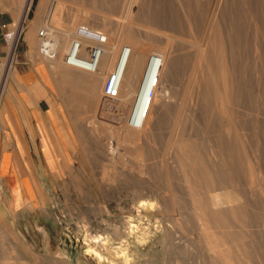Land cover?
<instances>
[{
    "label": "rangeland",
    "instance_id": "374dc122",
    "mask_svg": "<svg viewBox=\"0 0 264 264\" xmlns=\"http://www.w3.org/2000/svg\"><path fill=\"white\" fill-rule=\"evenodd\" d=\"M68 1L73 3L68 4ZM108 1L32 0L26 20L23 22L20 17L17 23L20 33L13 55L10 54L11 44L3 37L7 59L3 57L0 64L1 86L10 66L9 61L12 69L17 70L15 72L20 81L27 80L21 74L32 70L33 64L37 63L44 64L49 75L43 73V66L40 65L43 79L37 80L34 86L22 82L23 87H20L14 79L8 84L9 101L5 95L1 102L18 115L14 122L19 136L23 134L27 137L26 129L30 124H39L40 130V138L35 132L34 141L11 143L10 139L6 143L3 134L0 136V151L12 159L10 172L3 175L0 183V197L13 203L3 206L0 229L2 264H264V228L261 224L259 233L253 232V237H245L243 244L228 239L230 242L224 245L227 240L213 235L211 247L202 239L198 228L201 221L192 210L197 208L210 218L215 212L251 201L256 203L254 206L258 211L264 212L256 191L258 188L234 177L231 171L225 175L218 173L208 185H197L190 180V174H185L178 167L174 149L178 135L173 128L180 107L179 98L192 74L199 79L203 77L202 67L196 60L194 42L212 41L213 33L220 27L226 31L225 28L230 25L224 23L230 20L231 15L246 16L247 4L243 0H135L128 13L126 0ZM107 5L110 8H106ZM158 13L162 16L168 13L177 22L174 25L165 24ZM126 18L127 22H124ZM11 23L8 31L13 36L17 27L13 28ZM45 24L58 30L72 31V40L78 37V27L84 26L90 32L101 33L104 36L102 45L108 46L115 45L119 33L121 35L122 31L129 30L141 39L157 44L164 42L162 38L152 39L150 33L138 25L175 33L181 39L175 40L171 48V64L166 76L169 91L178 87L180 93L174 94L179 97L178 100L175 97L163 102L157 99L140 138L126 139L118 127L125 121L132 123L131 108L121 113V121L108 113L103 114V104L78 86L62 81L54 64L43 60L38 48L36 58L30 56L26 31L34 29L39 35ZM248 25L251 28L246 45L249 56L246 57L254 65L252 73L254 69L258 70L255 74L262 79L264 51L251 32L255 30L254 26L248 23L247 30ZM84 39L94 44L90 38ZM125 44H119V49ZM59 47L62 48V44ZM9 54L13 56V61ZM57 57L59 54H56ZM242 58L239 56V59L245 60ZM182 63L185 64L182 66ZM263 105L264 95H261L258 106L264 110ZM38 106L42 112L33 119L30 113ZM192 111L186 107L183 115L191 119L195 110ZM197 111L201 115L200 110ZM258 125L264 139V121ZM186 129L190 132L186 131L187 134L198 137L203 156L207 157L211 152L221 153V147L214 145L213 138L210 140L206 135L192 131L190 124ZM48 134L52 135V146L47 139ZM44 150L53 164L51 167ZM28 154L30 161L27 160ZM46 164L53 172H48ZM211 210H214L212 214ZM89 247L102 254L101 262L87 253Z\"/></svg>",
    "mask_w": 264,
    "mask_h": 264
},
{
    "label": "bare ground",
    "instance_id": "6f19581e",
    "mask_svg": "<svg viewBox=\"0 0 264 264\" xmlns=\"http://www.w3.org/2000/svg\"><path fill=\"white\" fill-rule=\"evenodd\" d=\"M99 1L101 3V0ZM134 1L135 0H126V11L128 13L134 4ZM243 1L247 4L246 10L244 11V14H246V16L240 14L235 16L231 15L230 20L224 23L225 25L227 23L230 25L229 28H225L226 31L220 27L216 29L215 34L213 33L214 37L212 41H207V43H205L204 40L194 42L197 51L196 60L202 67L200 68L203 70V77L199 79L197 78L198 76L195 77V75L192 74L190 76L188 84L186 85V88L183 90L181 97H178L180 99V107L178 108L179 110L173 128L178 135V138L176 137L177 139L174 144V149L176 150L178 167L185 174H190V180L195 181L197 185H208V183L213 181L214 177L218 175V173L225 175L228 171H231V174L234 175V177H237L240 180L247 181V183L250 182V184L255 185L258 188L256 191L258 192V196L261 198V206L262 210L264 211V139L262 133L259 132L260 129H258V123L264 121V110L263 108L260 109L258 106L260 102V96L264 95V87H262V89L260 88V85L264 86V77L261 79L259 75L255 74L256 72H258V70L256 71L254 69L255 72L252 73L254 65H251L250 61L252 60L249 57H246V55H248L249 53L246 51V45L248 43L249 31L251 28V26L248 25L247 30L246 27L248 23H252V26H254L255 30L251 32L258 40L257 43L260 44L261 50L263 49L264 51V0ZM31 2L32 0H25L24 2L22 0H11L12 6L20 8V17L23 22L26 20V15L31 6ZM72 3V1H68V4ZM90 5L92 6L91 3ZM107 7L110 8L108 5L106 6V8ZM143 7L146 8L145 5ZM93 10L99 11L97 8H94ZM156 10L159 11L158 9ZM152 14H155V12ZM160 14V20L162 19L165 24L173 23L174 25L177 22V20L168 13L163 14V16ZM123 21L127 22V18ZM214 21V24H216V20ZM180 22L178 21V23ZM138 26L149 32L152 39L158 37L162 38L164 42L161 44H157L154 41H148L145 40V38L141 39L137 37L136 34H134L131 30H127L128 32L122 31L121 35L119 33V35L116 37L115 45H102V56L97 68L94 71H88L81 66H71L65 62V59L63 61L62 57L63 55H66L68 53L70 45L72 43V37L74 34L72 31L58 30L55 28H51L49 25L45 24V29H42L39 32V35H37L34 29L27 30L25 34V38L29 43L30 54L36 58L38 54V48L39 53L43 57V60L54 64V68L58 72L59 78L62 81L78 86L88 95L97 99L99 103L103 104V114L108 113V115L110 114L111 116L116 117L121 121L123 115L121 113H125L126 110L131 108L130 115L132 117H130L132 123H126L125 121L123 125L118 127L119 132L130 141L138 140L140 138L142 129H144L145 131L144 127L149 120L153 105L157 99H160L163 102V100L174 98L175 93H177V95L180 93L178 87L177 89L175 88L174 90H172L174 88L173 87L171 89L173 91V96H171V90L169 91L168 89L169 79L166 74L167 70L170 69L168 68V66L171 64V48L174 45V41L180 40L181 38L178 37L175 33L159 31L145 25ZM16 29L17 32L13 36H11V33L9 31L6 34L7 41L9 42V44H11V55L14 54V49L20 33L18 27ZM81 40L82 46L80 49V55L86 57L92 43L84 38H82ZM121 43H126L125 45L129 46L130 48L128 61L123 71L120 87L114 94L107 95L104 90V84L109 76V73L114 67L115 69L117 67V75L114 78L112 85L113 87L118 74L122 71L123 61L126 57V53L121 54V48L119 49V44ZM60 44H62V48L59 47ZM189 52L191 51L189 50ZM257 53L260 56V53ZM10 54L9 56L13 59V56H11ZM56 54H59V58H55ZM150 54L158 55L159 60L152 59L149 66L147 67V62ZM183 54H185V52ZM239 56L241 58L244 57L245 60L239 59ZM118 58L120 60H118ZM184 64L182 63V66ZM9 65L10 66L8 68L7 74L2 79L3 84L2 86L0 85V122L2 123L3 128V141L7 143L11 139L9 127L12 125L14 126L15 133L17 134L18 141L25 142L27 141V139L23 134L19 136L18 129L15 125L16 122H14V119L19 118L18 115L13 114V112L9 110V106L7 104L2 105L1 103L5 95L6 99L9 101L7 92L9 88L8 84L10 82L16 79L19 86V78L16 73L12 71L11 61H9ZM188 67L189 66H187V68ZM181 84H183V82H181ZM186 107H190V109H192L193 111L195 110L194 114L191 116V119L183 115ZM198 109L200 110L201 115H199L197 111ZM187 124H190L192 131H198L201 134L206 135V137L208 139L210 138V140H212L213 138L214 145L217 144L221 147V153L218 154V152H211V154H208L207 157L203 156V149L201 147L202 145H200L201 143L198 144V137L187 134V132H189L186 129ZM30 140L33 141L34 138L32 137ZM166 150L167 149H165V151ZM169 153L167 152V154ZM44 154L46 158H48V166L51 167L53 164L49 160V156L46 150H44ZM167 158L165 159V161L167 160ZM170 158H172V156ZM237 186L238 185H236V187ZM243 203L239 206H233L223 211L221 209H218L222 212H215L213 214L212 212L214 210H211L212 215L210 216V218H207L205 216L207 214L202 213L197 208L192 209L196 217L201 221L198 228L200 230V233L202 234V239L204 240V242H206V244L213 247V242L211 240L213 235H216L218 239L221 238L222 240H227V243L224 242V245L230 242L228 239H232L234 241H237V243L241 242V244H243V239L245 237H253V232L254 234L259 233L260 224L264 228V212H260V210H257V208L254 206L256 204L255 202L251 203V201H248L247 203ZM224 245L223 247H225ZM87 253L95 257L99 262L103 260L102 254L93 247H89ZM222 257L224 256L222 255Z\"/></svg>",
    "mask_w": 264,
    "mask_h": 264
},
{
    "label": "crops",
    "instance_id": "0c3cea01",
    "mask_svg": "<svg viewBox=\"0 0 264 264\" xmlns=\"http://www.w3.org/2000/svg\"><path fill=\"white\" fill-rule=\"evenodd\" d=\"M20 15H21L20 8L12 6L11 0H0V64L2 62V58L3 57H6L5 59H7V51L5 50V44L3 42V37L5 36V33L7 34L8 30H9V25H10L11 22H12L11 26L13 28L17 27V23L19 21ZM28 53L30 54L29 51H28ZM30 56H31V54H30ZM12 61H13V59H12ZM40 65H42V64H40V63L39 64L37 63L35 65L33 64L32 70L26 71V72L21 74V76L26 77L27 80L20 81L18 79L20 87H23L22 86V82H26L27 86H34V84L37 82V80H42L43 79L42 75H41V72L39 71V66ZM42 66H43L42 67L43 73L46 76H48L49 74H48V72H47V70L45 68V65L43 64ZM15 70L12 69L13 72H15ZM1 71H2V68H1V65H0V73H2ZM16 72H17V70H16ZM36 110H33L30 113L31 117L33 119L36 118L37 116H39V113L42 112L40 106H38V108ZM37 121H38V119H37ZM1 128H2V123L0 122V136H1V134H3V132H1ZM9 130H10L9 132H10L11 143L12 142H17L18 143L17 134L15 133L14 126L11 125L9 127ZM26 131H27V134H28L26 139L28 141L32 137L35 138V132H37V135L40 138L39 124H37V125L36 124L28 125ZM47 136H48L47 139L51 143L50 146H52V141H51L52 135L48 134ZM0 147H1V138H0ZM52 150L53 149H51V151ZM13 160H14V156H13ZM27 160L30 161L29 160V154H28V159ZM11 161H12L11 157L8 158L7 156H5V152L0 151V183H2V179L4 177L3 175L10 172ZM46 167L48 168L47 170H48L49 173L53 172L52 169L47 166V164H46ZM49 169H51V170H49ZM12 204L13 203H10V201L7 202V200H3L0 197V229L2 228L3 206H11ZM2 251H3V249L0 247V264H2V261L4 259Z\"/></svg>",
    "mask_w": 264,
    "mask_h": 264
},
{
    "label": "built area",
    "instance_id": "2783aa9c",
    "mask_svg": "<svg viewBox=\"0 0 264 264\" xmlns=\"http://www.w3.org/2000/svg\"><path fill=\"white\" fill-rule=\"evenodd\" d=\"M77 38L72 40L68 53L65 55V62L71 66H81L84 67L88 71H94L101 59L102 56V44L104 43V36L101 33L90 32L86 27L79 26L77 29ZM5 39L6 34H5ZM90 38L94 41L89 48L86 57L80 55V49L82 46V38ZM130 48L127 45H123L121 47V54L126 53V57L123 61L122 71L118 74V77L113 85V81L115 76L117 75V67H115L110 71L109 76L104 84V90L107 95L114 94L121 85L123 71L126 67L128 56H129ZM152 59L159 60V56L156 54H150V57L147 62V67L149 66ZM118 60H120L118 58Z\"/></svg>",
    "mask_w": 264,
    "mask_h": 264
}]
</instances>
